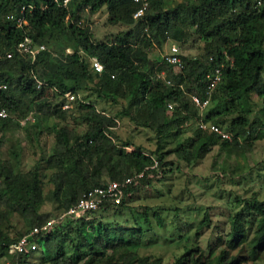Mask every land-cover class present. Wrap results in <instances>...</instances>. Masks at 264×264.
Returning <instances> with one entry per match:
<instances>
[{
	"label": "trees",
	"instance_id": "16d2710c",
	"mask_svg": "<svg viewBox=\"0 0 264 264\" xmlns=\"http://www.w3.org/2000/svg\"><path fill=\"white\" fill-rule=\"evenodd\" d=\"M161 4V0H148L142 15L134 18L132 12L138 4L132 0H71L66 8L57 5L54 0H0V53L5 50L13 51L12 57L0 59V83L6 84V88H0V107L20 116L24 114L22 108L28 101L30 108L46 115L58 112L63 115L66 112L59 109L57 93H50L46 85L40 88L35 86L29 76L30 71L61 92L89 89L81 97L82 101L77 102L76 108L79 115L84 114L88 120H92L93 127L90 126L82 134H76L66 124L59 125L53 130L54 145L46 157L48 167L55 169L51 173L55 186L53 196L62 203L61 210L74 203L87 188L104 183L100 182L102 174L121 180L151 163V155L136 148L126 151L111 141L109 127L115 125V117L103 109H97L98 100L114 103L118 96H124L126 102L118 114L128 115L135 121L132 109L136 112L142 109L148 115L144 119L145 123L154 127L158 135L169 134L171 131L176 135L180 126H184L190 119L207 120L215 95L218 92L223 94L224 101L235 106L227 115L229 118L226 129L232 134L231 141L219 139L215 133L195 127L193 142H199L200 150L197 154L182 147V151H186L184 158L187 161L202 157L204 151L213 144L223 147L228 144L238 146L242 143L241 136L245 140H251L264 135V119L261 117L264 111V0H182L175 6L166 8ZM101 6H105L107 10L108 22L122 23L127 28L122 35L119 33L111 40L92 41L89 29L80 26L77 20H80V10L87 8L94 12ZM7 14L13 17L22 15L28 23L23 25V29L15 28L14 20L5 18ZM64 21L66 25L63 24ZM186 25L194 26V32L204 40V49L199 56L188 57L180 52L183 66L178 72L165 63L162 52L159 57L151 59L157 63V70L163 71L165 77L175 85L181 83L182 88L165 86L163 80L153 81L145 68H141L142 65L149 64L145 57L146 48L150 43L161 48L167 39L181 40ZM56 32L71 37L70 44L65 45L61 53L63 55L65 47H70L72 51L64 54L61 64L56 62L58 59L51 55L46 46V42ZM24 35L30 38L33 46L43 43L46 48L36 54V59L32 62L14 50L15 44ZM90 56H95L100 61L103 66L101 72L92 70ZM220 64V80L210 94V106L203 109L205 116L201 115L190 102L188 92L202 94L205 73ZM41 69L45 72L47 70L49 77L46 73L43 75ZM111 74L113 77H110ZM13 80L15 86L11 87ZM90 82L92 86L88 85ZM46 93H49L50 98L45 97ZM253 94L258 98L259 106L257 115L252 116L250 100ZM169 99L175 105L171 113L167 114L165 101ZM226 118V115L220 116L211 122L221 126ZM9 120L12 119L0 116L1 133L13 127ZM123 145H128V142L123 141ZM160 158L159 155L158 159ZM158 159L157 166L160 163ZM35 168L36 165L28 172H21L14 165L0 161V197L9 193L19 211L30 214L28 229L44 220L36 212L41 188ZM153 170V167L147 168L137 181L147 179V174L154 173ZM60 185H63L61 193L58 189ZM134 187L132 184L124 188L118 203L104 201L84 217L66 218L48 234L38 238V245L43 251L54 253L51 257L52 264L76 263L78 255L68 254L57 241V234L60 231L62 233L65 226L72 222L74 230L81 236L83 227L87 224L91 231L97 230L91 222L93 213L118 206ZM156 218L160 223L159 217ZM229 224L227 245L246 238L249 231L252 233L253 248L258 249L264 245V199L243 198L238 210L230 216ZM108 225L109 227L105 224L97 227L99 234L94 238L96 246L116 248L132 246L138 242L140 226L121 228L111 226V223ZM103 227L110 228L109 240L104 236L106 231L100 232ZM86 233L91 235L90 232ZM16 237L8 238L0 232V248ZM83 238L86 239V236L83 235ZM225 255V250H222L218 259L222 260ZM14 257L19 262V258L25 255ZM182 257H176L172 264H178ZM191 264H198L197 257L192 258Z\"/></svg>",
	"mask_w": 264,
	"mask_h": 264
},
{
	"label": "rangeland",
	"instance_id": "374dc122",
	"mask_svg": "<svg viewBox=\"0 0 264 264\" xmlns=\"http://www.w3.org/2000/svg\"><path fill=\"white\" fill-rule=\"evenodd\" d=\"M161 1V6L166 8L175 6L182 0ZM79 14L78 24L89 29L92 41L111 40L119 33L122 35L127 28L122 23L108 22L105 6L94 12L84 8ZM63 24L66 25V22ZM20 28L23 29V25ZM184 30L181 40L167 39L161 48L151 43L146 48L145 57L149 64L142 65L141 68H145V72L153 81L162 79L161 71L157 70V63L151 59L159 57L171 43L176 44L180 52L188 57L199 56L202 53L204 40L194 32V26L186 25ZM70 42L69 35L59 32L46 42L48 49L58 54V57L52 55L58 59L57 63L64 61L61 49ZM41 72L49 77L47 70L45 72L41 69ZM88 85L92 86V82ZM164 85L167 86L165 83ZM14 86L13 80L11 87ZM86 91L89 92V89L81 90L80 95H85ZM45 97L50 98L49 93H46ZM224 99L220 92L215 95L207 120L226 115L227 118L221 125L226 129L229 118L227 115L235 106ZM125 102L124 96H118L114 103L108 100L96 102L97 109H103L117 119L116 125L109 127L111 141L121 148L122 142L127 141L126 146L136 148L157 159L160 155L161 158L158 159L160 163L153 167L154 173H149L147 179L134 184V189L124 196L118 206L93 213L91 222L97 230L91 231L89 225H85L83 235L86 239L76 233L72 222L65 226L62 233L60 231L57 234V241L65 251L71 255H78L75 264H172L179 255L183 257L178 264H191L193 257H197L198 264H227L228 261H230L228 264H264V245L258 249L252 247L251 231L246 238L227 245L230 216L238 210L242 199L250 197L264 199V135L251 140H245L246 138L241 136L242 143L238 146L228 144L223 147L217 143L213 144L204 151L202 157L187 161L184 158L187 155L186 151H182V147L197 154L200 150L199 142H193L195 119H190L184 126H180L176 135L173 131L158 135L154 127L145 123L144 119L148 115L142 109L137 112L132 109L135 121L128 115L118 114ZM250 102L252 116L257 115L259 100L255 94L252 95ZM28 106L27 101L22 108L24 114L21 116L31 113L33 120L26 123L23 128L16 126V120L20 116L10 112L12 120H9V124L13 127L4 133L0 132V161L14 165L21 172H28L36 165L41 188L36 212L44 219L62 209L60 200L53 196L55 186L51 173L55 169L48 167L46 163V157L54 145L53 130L59 125L66 124L74 133L82 134L89 130L90 126L93 127L94 123L88 120L86 115H79L75 105L71 111L63 115L61 112L46 115ZM204 112L202 115L205 116ZM261 117L264 119V111ZM109 178L104 173L100 177V182ZM61 188L63 185L58 188L60 193ZM12 204L15 205L9 193L2 194L0 232L8 238L26 232L30 225V214H22L18 205ZM156 216L159 217L160 223ZM109 223L113 224L111 226L121 228L140 226L138 242L132 246L123 245L116 248L96 246L94 238L99 234L97 227L104 224L109 227ZM109 229L103 227L100 230L106 231L104 236L108 240ZM86 232H90L91 235ZM222 250H225L226 255L219 260L218 255ZM53 254L49 250L43 251L38 245L37 249L28 256L19 258L17 262L18 259L0 248V264H52Z\"/></svg>",
	"mask_w": 264,
	"mask_h": 264
},
{
	"label": "built area",
	"instance_id": "2783aa9c",
	"mask_svg": "<svg viewBox=\"0 0 264 264\" xmlns=\"http://www.w3.org/2000/svg\"><path fill=\"white\" fill-rule=\"evenodd\" d=\"M57 5L67 7V4L71 0H54ZM136 4H138L137 8L132 12V17L137 18L142 15L143 11L146 9L148 0H132ZM23 9V8H21ZM5 18L12 19L13 25L15 28H20V26L25 25L26 21L23 16L13 17L12 15H5ZM80 20H77L79 23ZM45 45L43 43H39L36 46H33L32 41L29 37L23 36L21 40H19L15 46L14 50L24 56L25 59L30 62L36 59V54H38L41 50H44ZM70 47L64 48V54L71 53ZM51 55H55L58 57L56 52L50 50ZM12 50H5L0 53L1 58H10L12 57ZM180 51L178 46L174 43H171L167 50L163 51L161 56L166 64L171 65L173 71L178 72L182 68V60L179 56ZM89 61L91 63L92 70L95 72H101L103 69L102 64L95 56H90ZM161 79L163 82L169 86L180 87L181 83H177L176 85L170 81V79L166 78L164 72L161 71ZM29 75L32 77L33 82L37 88L44 87L46 85V89L50 93H57V100L59 101L60 109H71L74 101L78 98V93L72 90L60 91L53 85H47L45 81L39 79L32 71L29 72ZM205 86L202 94H198L197 92H188V97L192 105L198 110V112L202 115L203 109H205L210 101V94L216 84L219 82L221 77V64L214 66L205 73ZM110 77H113L111 74ZM5 85L3 84L2 87ZM175 102L171 99L165 101V110L167 114H170ZM6 109L4 107L0 108V116H6ZM25 119L20 120L19 122L24 123ZM195 127L206 130L207 132L215 133L219 139H226L231 141L232 134L224 129L222 126L215 124L214 122L202 120L198 118L195 120ZM125 150H130L129 146H123ZM157 167V158L151 156V163L149 165H145L141 170L134 172L132 174L126 175L121 180L115 179H106L104 183L92 186L84 190L76 201L61 212L50 216L44 219L42 222L38 224H33L26 232L22 233L20 236L16 237L13 241L6 244L3 249L7 254L12 256L19 255H29L32 251L37 249L38 246V238L45 236L48 234L56 225H59L66 218L77 219L80 217H84L89 211L94 210L99 207L104 201L118 203L123 196V189L127 188L130 185H134L137 183V179L144 175L147 168ZM148 176V174H147ZM125 194V193H124Z\"/></svg>",
	"mask_w": 264,
	"mask_h": 264
},
{
	"label": "clouds",
	"instance_id": "9594fccd",
	"mask_svg": "<svg viewBox=\"0 0 264 264\" xmlns=\"http://www.w3.org/2000/svg\"><path fill=\"white\" fill-rule=\"evenodd\" d=\"M30 76V75H29ZM31 77V76H30ZM32 78V77H31ZM5 85L4 87H2V85ZM0 88L1 89H4V88H6V84L5 83H0ZM77 93H78V98L74 101V103H73V105H72V108L74 107V105L76 106V104H77V102L79 101V100H81L82 101V96L80 95V92L79 91H76ZM1 108V107H0ZM5 108V107H4ZM72 108L71 109H60V107H59V109L60 110H65L66 112H68V111H71L72 110ZM166 111V110H165ZM6 113H7V115L6 116H4V117H8V118H10V113H8L7 111H6ZM2 117V116H1ZM22 119H25L24 120V123H20L19 121L20 120H22ZM32 120H33V116H31V113L30 114H28V115H26V116H21L20 115V117H19V119H17L16 120V122H17V124L20 126V127H23V126H25L26 125V123H28V122H32ZM116 123H117V119L115 118V125H116ZM114 125V126H115ZM124 146H126V145H124ZM122 148H123V146H122ZM124 149V148H123ZM132 149V147H130V150ZM130 150H128V151H130ZM127 151V150H126ZM62 210H60L59 212H61ZM59 212H57V213H59ZM57 213H54L53 215H55V214H57ZM53 215H50V216H53ZM50 216H48V217H50ZM48 217H46V218H48ZM46 218H44V219H46ZM63 222V221H62ZM61 222V223H62ZM60 223V224H61ZM38 224V223H37Z\"/></svg>",
	"mask_w": 264,
	"mask_h": 264
}]
</instances>
